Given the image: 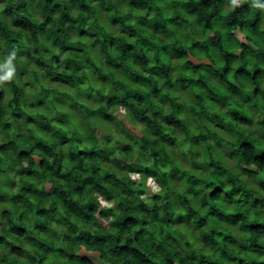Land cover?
Masks as SVG:
<instances>
[{
	"label": "trees",
	"instance_id": "trees-1",
	"mask_svg": "<svg viewBox=\"0 0 264 264\" xmlns=\"http://www.w3.org/2000/svg\"><path fill=\"white\" fill-rule=\"evenodd\" d=\"M256 2L0 0V264H264Z\"/></svg>",
	"mask_w": 264,
	"mask_h": 264
},
{
	"label": "rangeland",
	"instance_id": "rangeland-1",
	"mask_svg": "<svg viewBox=\"0 0 264 264\" xmlns=\"http://www.w3.org/2000/svg\"><path fill=\"white\" fill-rule=\"evenodd\" d=\"M57 25H58V23H57ZM236 32L238 33L239 31H236ZM240 35H241V33H240ZM6 62H7V65L10 66V67H9L10 69L14 68L13 62H11V61H6ZM0 70H1V72H2L5 76L8 75V74H7L8 72L5 70V68H4L3 65H0ZM67 85H68V83H67ZM185 93H186V95H187L188 97H191V94L189 93V91H188L187 89H185ZM15 106L20 108V105H18V99H17V97H15ZM122 118H123V117H122ZM111 125L113 126V128L116 127V123H114V122H111ZM114 129H115V128H114ZM223 130H225L227 136L232 137L231 133L228 132L227 128H223ZM115 131H116V130H115ZM117 133H118V132H117ZM113 141H116V138H115V137H113ZM227 146H228V145H223V146H222V147H223V150H224L225 153H229V148H228ZM227 158H228V156H227ZM228 162H229V164H231V165L234 166L235 163L237 162V160H236V158H235L234 156H231V158H229ZM56 164H57V162H56ZM185 164L188 165V160H185ZM235 166H236V165H235ZM245 175L248 176V178H251L250 175H248V174H245ZM134 176L138 177L139 174L136 173V174H134ZM230 176L234 179V181H235L237 184H240V186H241V188H242L243 191H245V192H246V191H249L252 195H254V193H253V191L250 189V187H249L248 185L242 183V182L240 181V179L237 178V176H235V175L232 174V173H230ZM177 183H178L180 186L183 185V180H182L181 177L177 178ZM160 186H161V184H160L158 181H156V180L153 179V178H149L148 181H147V186H146V188H147V191H152V192H153V191H156V190H160V189H161ZM1 193H2V192H0V196H2ZM166 200H167V202H168V199H167V198H166ZM91 255L94 256V254H91ZM94 258L96 259L95 256H94Z\"/></svg>",
	"mask_w": 264,
	"mask_h": 264
},
{
	"label": "clouds",
	"instance_id": "clouds-1",
	"mask_svg": "<svg viewBox=\"0 0 264 264\" xmlns=\"http://www.w3.org/2000/svg\"><path fill=\"white\" fill-rule=\"evenodd\" d=\"M240 3H241V0H231V4H232L233 6H237V5H239ZM255 6L260 7V8H264V4H260V3H259V0H257ZM7 78H8V77L6 76V77L0 78V79H7Z\"/></svg>",
	"mask_w": 264,
	"mask_h": 264
}]
</instances>
